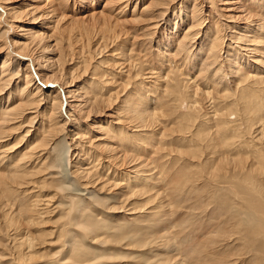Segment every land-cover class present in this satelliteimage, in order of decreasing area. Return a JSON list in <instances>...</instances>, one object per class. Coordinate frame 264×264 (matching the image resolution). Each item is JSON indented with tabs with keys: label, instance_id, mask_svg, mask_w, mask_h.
<instances>
[{
	"label": "rangeland",
	"instance_id": "rangeland-1",
	"mask_svg": "<svg viewBox=\"0 0 264 264\" xmlns=\"http://www.w3.org/2000/svg\"><path fill=\"white\" fill-rule=\"evenodd\" d=\"M5 1L18 13L20 20L15 23L16 25L25 26L35 34H40V37L36 39V44L34 43L31 48L32 51L30 50V53H33V67L36 71L39 72L38 68L41 65L45 66L47 71H43L44 75L55 76L65 91L70 90L80 96L86 91V88L88 89L86 86L91 81L93 88L90 90H94L97 93L95 96L101 100L99 99L94 108L87 107V105L85 108L83 107L85 113L86 111L90 112L87 117H85V113L81 115L78 113L79 111L72 112L73 117H70L71 121H67L66 129L63 128L64 131L56 133L53 142H50L51 145L49 144L45 151L44 168L47 167L48 171L35 176L33 181L39 185L37 184V188L30 190V196L24 198L13 196L2 199L3 203L7 201L8 206L14 212H17L21 207H29L33 200L40 201L39 203L47 201L48 213L44 211V216L35 217L36 220L34 219L35 221L32 222H30L31 218L23 219L24 222H19L20 225L19 223L11 225L0 215V264H264V204H261V202L264 203V188L260 186L261 183L264 184V162L258 161V154L264 153V128L262 129L263 134L257 132V141L255 130L249 132L253 135L248 134L245 123L248 117H252L256 121L260 119L259 121L264 124V117H258L261 111L251 116L237 111L239 106L236 98L242 86L238 87L239 90L233 88V82L237 81L236 74L228 73V77L218 83L221 87L233 88L231 89L232 93L226 92L228 96L231 95L230 98L233 97L229 98L230 101L228 98L227 101L221 99L220 101L215 93L218 94L222 90L221 87L219 86L220 88L216 92L217 89H214L215 87H212V84L205 80L206 78L201 79L203 82L198 78L199 82H192L188 87L193 91V89H197L198 83L199 90H206L207 86H211L213 91L211 87L208 91L213 94L212 99L206 98V101L202 98L190 99L191 91L187 89L188 87L183 88L178 85L190 78L193 81L197 74L196 66L195 69L193 68L196 65L197 49L191 51L189 54L192 56L183 62L184 67L169 78L170 81L173 80L167 89V93H170H168L169 100L165 99L164 104L158 105L159 108L162 107L157 122L159 128L155 126L148 132L136 134L137 143L141 139H143L142 142L144 141L143 144L146 141H153L150 144L153 145L152 148L150 145L148 147L147 144H141L138 149L130 142L123 143L120 142L121 139L114 138L120 128H124L128 136L133 135L129 123L122 127L116 124V118L120 117L123 107L121 100L124 99L123 95L127 91L131 97L139 95L147 101L153 100V104L155 103L153 96L159 97L160 95L159 90L155 87L140 89L135 86L138 83L142 84L140 77L136 78L137 81L134 78L140 71L139 66L131 71L133 80H128L125 74L120 73L122 67L120 64L127 59H130L129 61L138 60L140 56L137 53L140 55L145 53L149 63L155 66L160 64L157 68L164 69L165 71L162 72L169 73L166 70L170 66H168V62H159L160 58L156 57L155 42L161 38L160 33L165 31L164 27L167 29L166 33L169 31V39L176 40V38H172V35L177 32L179 35V32L184 30L187 24L181 25L177 17H183V11H190L189 8L193 0H175L172 7L168 10L165 9L163 17L153 19V22H157L159 25V32L151 38L147 36L148 30H146L150 21L147 20L145 17L147 15L144 13L141 14L144 17L140 16L143 5L148 4L149 0H129L121 17L123 16L122 18L125 19L139 18L135 23L121 26V32H127L118 41L113 39L118 28H115V33L109 32L98 25V17H90L92 12L102 11L106 0ZM236 1L238 0H228L227 4L222 0H215V4L211 5L214 12L205 18L206 25L202 24L204 26L201 27L202 31H205L208 25L211 26L209 20H213L214 25L227 24L237 28V32L240 31L246 24L243 21L244 17L239 16L238 19L233 20V23L218 19L221 13H227L224 10V12L219 11L223 8L235 7L233 14L243 13L242 8V10L236 9L238 5L242 4V1ZM233 2L237 5L234 6ZM208 5L210 4L204 2L203 10L206 9V6L209 7ZM117 6L114 8V13H110L106 9L104 14L114 16L119 10ZM180 6L182 14H177L176 10ZM51 7L55 9L54 13H50L49 17L44 19H36L41 14H48ZM159 12L154 9L148 15L152 13L156 17ZM174 23L176 25H173ZM84 29H89V33H83ZM14 34H18L16 29L13 31ZM133 36H138L139 39H136L135 42L132 40ZM258 38H263L262 41H264V33ZM204 41L206 40L204 39ZM171 46L174 45L171 44ZM206 47V43H201L198 50L205 51ZM258 49L261 51L260 53L264 52L262 46H258ZM5 56L6 54L0 53V64L6 61ZM11 56L13 59L10 62L11 71H16L28 63V59L20 58L21 60H18L16 55L11 54ZM37 57L39 60L36 61ZM251 59L253 58L251 57ZM241 61L245 62L242 58ZM244 67L241 66L242 70ZM83 68L87 72L83 71ZM142 68L148 69V66L145 65ZM189 68H193L192 74L191 70L188 72ZM30 69L34 73V70ZM32 78L34 83L41 82L35 74ZM148 80L145 78L144 85L149 84L146 83L150 82ZM128 82L132 83L129 87H127ZM168 83L169 81H165L164 84L168 85ZM38 85L40 86V83ZM160 86L161 84H159ZM244 87L243 85L242 88ZM174 88L175 90H173ZM45 89L52 93L58 87L48 84ZM71 100V98L67 99L68 102ZM64 106V109L68 108L67 105ZM117 111H119V115L115 114ZM74 118L77 119L78 124L83 126L82 128H86L84 130L85 133H88L86 137L93 139V143L90 146L87 145L84 152V156L89 155L86 157V159L89 158V164L86 166H83L80 161L83 157L82 153L78 154V150L72 148L68 151L67 146L63 147V138L67 144L73 143L76 138L75 123L72 121ZM58 120H62L59 123L62 124L67 119L64 117V119L59 118ZM106 122H111L108 128L110 134L116 145H121L126 154H135L145 159L148 157L147 160L151 161L148 167L156 175L154 181L158 185L154 190L147 193L152 185H150L151 187H147V185L137 187L125 177V174L122 176L125 168L121 165V159H117L114 162L115 165L102 161L101 158L110 155L105 149V152L102 149L105 142L109 141L95 142L94 136L100 137L102 134L100 129H95V126ZM222 125L225 127L223 130L220 128ZM218 126L219 128H217ZM115 128L117 130L114 134L111 133ZM228 128H232V131H229ZM156 129L158 130L155 131ZM155 132L158 136H155ZM19 134L20 129L8 133V138L6 137V140L3 141L4 148H9L18 141L20 143L21 135ZM33 135L32 141L25 142V148L35 141L37 134L34 132ZM200 138L205 140L203 145L206 146L202 147L198 141ZM87 140L88 138L83 141ZM7 144L8 147H6ZM95 144L101 148L95 149ZM217 145L218 147H216ZM199 148L201 149L198 150ZM1 150L4 149L1 148ZM196 151H203L200 153L202 155L200 159L184 155L186 152L193 155V152ZM144 152L145 154H143ZM19 154L20 151L12 161L16 160ZM251 162H254L253 180L260 184L256 187L255 195L256 201L259 197L256 204H261L260 210L252 205H247V203L254 204V202L248 198L249 193L237 185V165L247 166ZM77 164L81 167L90 165L89 169L94 167L96 171L97 167H101L95 174L101 177L106 176L107 178H104L108 179L109 183L111 182L110 186L100 188L102 181H98L87 190L91 192L90 197H80L79 194L83 192L81 182L68 176ZM71 166L72 168H70ZM34 167L36 169L38 164ZM114 183L122 184V187L117 188L113 186ZM140 188L146 193L137 194ZM159 189L162 190L163 195L156 198L154 192ZM257 190L261 193H258ZM74 194H78V196H74ZM162 201L163 204L158 208ZM39 209L42 208L39 207ZM259 212L261 213L259 214ZM26 236H30L33 243L29 254L20 242L21 238Z\"/></svg>",
	"mask_w": 264,
	"mask_h": 264
},
{
	"label": "bare ground",
	"instance_id": "bare-ground-1",
	"mask_svg": "<svg viewBox=\"0 0 264 264\" xmlns=\"http://www.w3.org/2000/svg\"><path fill=\"white\" fill-rule=\"evenodd\" d=\"M128 1L129 0H106L103 5L102 11H95V12H92L90 15V17H98V23H99L98 25L101 28L103 27L109 32L115 33V28H118L119 30L117 34L113 36V39L117 41L119 38L126 35V32H127V31L121 32L122 31V29H120L121 26H126V24H129V23H135L139 18V17L138 18L131 17V18L125 19V18H122L123 16L121 17V15L123 14L122 11L128 6L126 4ZM214 1L215 0H202V1L193 0V2L191 3L192 5L189 8L190 10L189 12L186 10V11H183V14H182L181 6L176 10L177 14L181 13L183 16L180 18L177 17V19H179L180 24L181 25H183V23L185 24L187 23V24H186L185 29L179 32V35H177L178 32L174 33L173 34L174 36L172 35V38H176L175 41L169 39L170 37V34L168 33L169 31L166 33L167 29H165V27H164L165 31H162L160 33L161 38L155 42L156 47L154 51L156 53V57L160 58L159 62L160 61H162V63L168 62V66L169 65L170 66L167 67L166 70L169 71V73L167 71H166L167 73L162 72L164 69L163 70L158 69L157 66H160V64H157V66H155L149 63V61L147 60L148 59L147 55L145 53L141 55L137 53L138 56H140L138 60L129 61L130 59H127L123 61V63L120 64V66H122L120 68V73L125 74L128 80H133L131 78L132 77L131 71L135 70L136 67L139 66L140 71L136 73L134 78L136 80V78L140 77V81H142V84L135 83L136 84L135 86H137L140 89H144L147 87H155L159 90L160 95L159 97L153 96V99H155V103L153 104L154 102L153 100L150 99L147 101L139 95L136 97H131V95L128 94V91H127V93L123 95L124 99L121 100L122 101L121 105L123 107H122V111H120L121 112L120 117L116 118L117 119L116 124L122 127V125H127V123H129L128 125H130L131 133L133 135L128 136L127 135L128 133H126L125 129L120 128L117 135H114L115 139L117 138L119 140L121 139L122 141L120 142H123V143L130 142L133 144V146L135 147L137 146L138 149L140 148L141 144L142 145L147 144L149 147V145L153 143V141L147 142L145 140L146 142L145 144H143L144 141L143 142L141 141L143 139L139 140V143H137L138 139L136 138V134L145 133V131L148 132L151 129L155 128V126L156 128H159L158 127L159 123L157 122H158V116L161 112L162 107L159 108L158 105L160 103L164 104L165 102L163 101L170 97L169 95L170 93L169 92H168L169 94L167 93V89L170 87V83L173 82V80L170 81L169 78L172 77L175 72H179L184 67L183 62L189 59L192 56V54H189V53L194 50L196 51V49H197V54H195L196 65L193 64L194 65L193 68L196 66L197 74L193 81H191V78H190V79H187V81L185 82H180L178 86L187 88L192 82H199L197 80L198 78H200V81L202 78H206L205 80L210 82V84H212V87L214 86L215 87L214 89H217L216 90L217 92L218 88L221 87V85L218 83L222 82L225 77H228L227 76L228 73L230 75L236 74L237 81L233 82V85H234L233 88H236L237 90H239L238 87L240 86L243 87V85L245 86L244 88L241 87L239 92L237 91L238 92L237 98L235 97L237 99L236 101L238 102V106H239V109H237V111L242 112L244 115H247V116H251L257 113L258 111H261L258 117L259 118L264 117V52L260 53L261 51H259L258 49V46H262L264 49V41H262L263 38H258L261 34L264 33V0H238V1H242L241 2L242 4L236 7L237 10L238 8L243 9V13H241L240 15L233 14L235 7H232L229 9L223 8L220 10L219 8H217V10L219 11L224 10L225 12H227V13L219 12L221 14L218 16V19H222L223 21L227 23L228 22L233 23V20L238 19L239 16L244 17L243 21L246 24L244 25V27L240 29L241 32L240 31L237 32V28L230 27L231 25H227V24H224V25L215 24L214 25L213 20L211 21L209 20V22L211 23V26L208 25V28H206L205 31H202L201 27L203 25L204 26L206 25L205 18L209 17V15L212 12H214L212 11L213 9L211 8V5L215 4ZM222 1L228 4V0H222ZM174 2L175 0H149L147 2L148 4L145 3L143 5L140 16L144 17V15H141L142 13H144L145 15H147L145 16L147 17V20L150 21V23L146 26V30H148L147 36L151 38L159 32V25L157 22H153V19H157L158 17H163V15H165L166 10L172 7V4L174 5ZM204 2L209 3L210 5H208L209 7L206 6V9L203 10ZM233 3H234V6L237 5V3L235 2ZM124 4L126 5L123 7ZM115 6L119 7L118 8L119 10L118 12H116L114 16H109V15L104 14V10L106 9L108 10V12L114 13ZM154 9H157L160 11L158 16L156 17L155 15L153 16L154 12L153 14L150 13L152 15L149 16L150 14L148 15V13L152 12V10ZM54 11L55 9L51 7L50 11L47 12L48 14H45V15L41 14L36 19H44L46 17H49L50 13H54ZM19 20L20 18L18 16V13L14 10V8L8 5V3L5 0H0V53L4 55L6 54L4 58L6 61L0 64V215H2V217L5 218V220H8L9 224L11 225L15 223L18 224L23 219L28 220L31 218V221L30 220L29 221L32 222L34 219L36 220V218H38L39 216H42L44 214V211L48 213L47 206H46L47 201H41L42 203H39L40 201L33 200V202H31V205L29 207L28 206L21 207L25 205L23 204L20 206L21 208H19L17 212H14L12 208L8 206L9 204H7V201L5 200L6 203H3L2 199L4 198L7 199L10 197L12 198L13 196H16V198L18 197L24 198L26 196H30L32 188L33 189L37 188L38 183H35L33 181L35 179V176L38 174H41L42 172L48 171L47 167L44 168L45 155H46L45 151L49 147V144L51 145V143L53 142V139L56 136V133L57 132L61 133L63 128H65V126L68 125L67 121L70 120V117H73L72 112L79 111L78 113L82 115V113H85L83 111V107L85 108L87 105V107L94 108L95 104L99 102V99L101 100V98L95 96V94L97 95V93L94 90L93 91L90 90L93 88L91 81L88 82L86 86L88 87V89L86 88V91L82 93L80 96L78 94L75 95L70 90L65 91V88L59 85V80L55 76L44 75L43 71L45 70L47 71V68L45 66L41 65L40 68H38L39 72H37L36 69L33 67V58H32L33 53L31 54L30 50L32 46L34 45V43L36 42V39L40 37L39 36L40 34L38 33L35 34L34 32H32V30H30L29 28L25 26L16 25L15 23H17V21ZM173 25H176V23H174ZM15 29L18 32V34L13 35V31ZM83 33L88 34L89 29H84ZM175 35L177 36L175 37ZM136 39H139L138 36L132 37V40L133 41L135 40V42L137 41ZM204 39L206 41H204ZM225 40H228L229 42L227 43ZM201 43H206L207 47L205 51L198 50V46ZM171 44H173L174 46H171ZM194 45H195V48H194ZM130 51L132 52V49ZM11 54L16 55L18 57V60H21L20 58H25L26 60L28 59V63L25 64L26 66L22 65L16 71H13V70L11 71L10 62L13 61ZM250 56L253 59H251ZM199 58L201 61L199 60ZM241 58L245 60L244 63L243 61H241ZM37 60H39V57L36 58V61ZM145 65L148 66V69L142 68L143 66L145 67ZM241 66H245L243 70ZM85 67L87 66L85 65ZM30 68L32 69L34 68L33 69L34 73L31 72ZM193 68H189L188 72H190L191 70L190 73L192 74ZM86 69H88V67ZM86 69H84L83 71H85ZM95 71L96 69L94 70V72ZM34 74L36 77L40 79L41 82H38V84L40 83V86L37 83L33 82L34 79L32 78V76H34ZM145 78L149 79L148 81L150 82H146V83H149L148 84L149 86L144 85L143 82L145 81ZM165 81H169L168 85L164 84ZM201 82H203V80ZM201 82L200 84H202ZM48 84H51L52 86L55 85L58 87V89L50 93L49 90L45 89L48 86ZM130 84L132 83L128 82L127 87H129ZM159 84H161L160 87H159ZM163 84H164V87H162ZM197 86H196L197 89H193V91L191 90L192 88L191 89H189V87L187 88L188 90L191 91L190 99L202 98V100L204 101H206V98H210V100L212 99L213 94H211V91H208L211 86L209 87L207 86L206 90H199L198 87L200 85L198 87ZM221 89L222 90L219 91L218 94L215 93L217 95L216 97H219V100L220 99L226 100L227 98L229 99L231 95L228 96L226 92L227 91L231 92L232 90L226 87H221ZM173 90H175V88ZM212 91H213V88H212ZM234 95H236V93ZM109 97L111 98V96ZM68 98H71L72 100L68 102L67 101ZM78 98H80V100H77ZM170 102H173V101H170ZM194 102L197 103L196 101ZM64 105H67L66 107L68 108L64 109L63 108L65 107ZM225 111H228V110H225ZM118 112L119 111H117V113L115 114L119 115ZM89 113L90 112L86 111L85 117H87ZM214 116H217V115L214 114ZM64 117H66L67 120L66 121L64 120V123L59 124L62 120L59 121L58 119L59 118L64 119ZM259 120L260 119L256 121L252 119V117H248V119L245 120L248 134H250L249 132H252V130H255V133H256L255 138L257 141H258L257 132H259L260 134H263L262 129L264 128L263 122ZM72 121L73 123H75L74 129L76 130V133H75L76 138L74 142L72 140L73 143L71 144H67V142L63 138L62 140V143L64 145L63 147L67 146L68 151L72 148L74 150H78V154L82 153L83 157H82V160L80 161L83 166H86L87 164H89L88 163L89 158L86 159V157H88L89 155L84 156V152L86 151L85 149H87V147L90 146L91 143H93L92 141L93 139H91L92 137H86V135H88V133L87 132L85 133L84 131L86 128H82L83 126L77 123V119L74 118ZM110 123L109 122H106L104 124L98 123L99 125L95 126V129H100V132L102 133L100 134V137L94 136L95 142L96 141H100V142L109 141V142H105L106 144L103 145L102 149L103 150L105 149L107 153H110V155H107V156L105 155L104 158H101L102 161L108 164H111V165H115L114 162L117 159H121L122 160L121 165L123 166V168H125L124 169L125 172L123 171L124 173H122V176L125 174V177L131 180L133 184L136 185L137 187H141L143 185L145 186L147 185V187H151L150 185H152V187L147 190V193L154 190V188L157 187L158 185L154 181L156 178L155 177L156 175L148 167L151 161L149 162L147 160L148 157L145 159L144 157L137 156L135 154L134 155L126 154L125 151H123V148L121 147V145L119 144L116 145L115 140L111 136L110 131L108 129L110 127ZM223 125L222 127H220L222 130L223 128L225 129ZM217 128H219V126ZM19 129H20L19 135H21L20 143L18 141L14 145L12 144L11 147L4 148L5 145L3 146V141L6 140L5 139L6 137L8 138L9 136L8 133L12 131L15 132ZM231 129L228 128L229 131ZM115 130L117 129L116 128L113 129L111 133L114 134ZM157 130L158 129H156L155 131ZM34 132L35 134H37L35 136L36 138L35 141L33 142L32 145H29L28 148H25V144H26L25 142L32 141L31 138H34L33 137ZM156 135L157 133L155 134V136ZM86 138H88V140L84 142L83 140ZM151 139H153V137ZM157 139L155 140L157 141ZM198 141L202 145V147H204L205 144L203 145V142H205V140L203 138H200L198 139ZM98 146L96 145L94 148L99 150L101 147H98ZM150 146L152 148L153 145H150ZM6 147H8V144L6 145ZM216 147H218V145ZM1 148L4 150H1ZM200 149L201 148H199L198 150ZM18 151H20L18 158L12 161L18 154ZM201 152L203 151L193 152L194 153L193 155H189L190 153L186 152V154L184 155L194 158V159H200L202 156L200 154ZM143 154H145V152ZM258 155H259L258 161L264 162V153L258 154ZM36 164H38V167L35 169L34 166ZM253 164L254 162L249 163L247 166L237 165V170H238L237 185L241 187L244 191L249 193L250 196L248 198L254 202V204L247 203V205H252L253 207L257 209L259 208L260 210V208H262L261 204H264V203L261 202L260 205L256 204L259 199V197L257 198V201L255 199L256 198L255 196L256 187H258L260 184H258L257 182H254L253 180V173H254ZM89 167L88 166L81 167V165L77 164L74 166L73 171L71 173L69 172L70 174L67 173L69 178L72 177V179L79 180V182H81L80 184L82 185L81 188L83 192L82 193L80 192L81 193L79 194L81 195L80 197L82 196L90 197L91 192L87 190L89 189L90 186L97 184L98 181H102L101 183L102 185L100 186V188L104 186H108V185L110 186V183H111V182L110 183L108 182V179L104 178L106 176L101 177L100 175L98 176L95 174L99 172V169L101 167L100 168L97 167V171L94 169V167H92L91 169H89ZM70 168H72V166ZM61 181L63 180L61 179ZM114 184L113 186L117 188L122 187L121 186L122 184L121 185L116 184V183ZM260 186L264 188L263 183H261ZM161 191L162 190L160 189L155 191L154 197L156 198L162 197L163 194ZM257 192L259 193L260 191L257 190ZM145 193L146 192H144L143 189L141 191V188L137 192V194H145ZM74 196H78V194H74ZM161 204H163V201L160 202V205L158 208L161 207ZM39 207H41L42 209H39ZM20 212L22 213L20 214ZM260 213L261 212H259V214ZM23 222L24 221H22V223ZM20 242L23 244V246H25L24 248L29 254L33 248L32 238L30 236H26L24 238H21Z\"/></svg>",
	"mask_w": 264,
	"mask_h": 264
}]
</instances>
